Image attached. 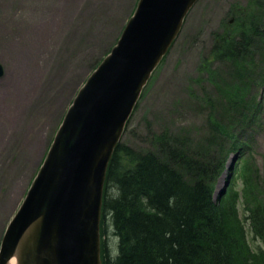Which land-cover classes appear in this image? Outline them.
I'll return each mask as SVG.
<instances>
[{
    "label": "rangeland",
    "instance_id": "obj_1",
    "mask_svg": "<svg viewBox=\"0 0 264 264\" xmlns=\"http://www.w3.org/2000/svg\"><path fill=\"white\" fill-rule=\"evenodd\" d=\"M137 1L80 0L67 6L72 14L63 20L66 36L57 52L60 58L57 53L51 56L54 75L50 81L61 86L57 98L27 110L10 129L5 156L0 147V241L65 110L115 44ZM253 24L261 36L249 35ZM241 31L247 32L249 51L244 57L229 58L225 45ZM40 48L41 54L34 52L39 57L34 65L50 51L55 53L51 47L44 56ZM17 55L13 51L1 54L0 86ZM9 104L4 101L5 108ZM163 132L182 138L183 148L207 159L224 152L225 168L217 178L214 202L220 212L233 206L248 245L254 251L264 249V240L258 235L253 238L249 217L255 207H264V0H198L192 6L144 88L120 143L135 151H156L155 137ZM225 181L228 186L219 195ZM115 195L114 184L106 185L105 199ZM104 213L102 237L107 234L104 246L114 258L117 239L111 213L107 209Z\"/></svg>",
    "mask_w": 264,
    "mask_h": 264
},
{
    "label": "water",
    "instance_id": "obj_2",
    "mask_svg": "<svg viewBox=\"0 0 264 264\" xmlns=\"http://www.w3.org/2000/svg\"><path fill=\"white\" fill-rule=\"evenodd\" d=\"M196 2L137 1L116 43L66 109L4 229L0 264H102L109 163L144 87Z\"/></svg>",
    "mask_w": 264,
    "mask_h": 264
},
{
    "label": "trees",
    "instance_id": "obj_3",
    "mask_svg": "<svg viewBox=\"0 0 264 264\" xmlns=\"http://www.w3.org/2000/svg\"><path fill=\"white\" fill-rule=\"evenodd\" d=\"M248 32L262 35L255 24ZM240 33L225 45L229 58L249 51L247 32ZM155 143L156 151L142 152L119 142L109 163L106 185L114 184L116 195L103 208L118 240L114 264H264V250L250 248L233 206L220 212L213 200L224 152L207 159L165 132ZM262 206L249 217L264 240Z\"/></svg>",
    "mask_w": 264,
    "mask_h": 264
},
{
    "label": "bare ground",
    "instance_id": "obj_4",
    "mask_svg": "<svg viewBox=\"0 0 264 264\" xmlns=\"http://www.w3.org/2000/svg\"><path fill=\"white\" fill-rule=\"evenodd\" d=\"M79 1L0 0V56L10 51L18 53L15 60L10 62L12 68L0 86V147L3 156L7 153V145L10 142V129L26 115V111L57 98L61 86L59 87L56 81H50L51 75H54L51 74V56L56 55L65 40L63 20L72 14L67 6L76 5ZM40 47L44 50V56L51 47L55 53L50 51L48 57L41 58L39 63L34 65L39 58L34 52L37 50L41 54ZM57 56L60 58V53H57ZM60 76L58 74L55 80H59ZM5 100L10 103L6 108ZM221 182L222 180L220 184ZM104 209L102 208L100 219L99 254L102 264H114L119 252L118 240L116 256L110 258L108 246H104L107 234L104 235L105 238L102 237Z\"/></svg>",
    "mask_w": 264,
    "mask_h": 264
}]
</instances>
